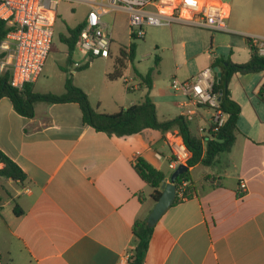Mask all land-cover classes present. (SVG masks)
<instances>
[{
  "label": "crops",
  "instance_id": "1",
  "mask_svg": "<svg viewBox=\"0 0 264 264\" xmlns=\"http://www.w3.org/2000/svg\"><path fill=\"white\" fill-rule=\"evenodd\" d=\"M224 3L230 7V21L231 3ZM238 15L244 20L250 16ZM227 26L245 42L222 47L210 31L182 24L145 30L165 31L172 43L183 38L181 45L191 57L184 64L201 61L187 81L222 57L221 50L233 63L248 62L245 38H264L236 20ZM127 70L120 78H109L120 86L104 100L92 104L88 96L97 112L115 114L149 95L160 122L181 115V94L162 90L155 79L148 90ZM234 77L246 93L243 98L230 83L232 99L241 106L235 143L213 164L190 168L193 196L171 206L153 226L143 264H264V111L245 116L249 102L264 98V72ZM212 115V109H200L195 135L206 137L198 128L207 130ZM168 131L108 135L83 123L77 103H37L34 117L26 118L9 98L0 99V151L26 175L22 183L0 177V264H130L137 245L134 224L147 220L155 205L153 190L135 165L141 158L170 180L174 170L169 167ZM16 203L20 215L15 214Z\"/></svg>",
  "mask_w": 264,
  "mask_h": 264
},
{
  "label": "built area",
  "instance_id": "2",
  "mask_svg": "<svg viewBox=\"0 0 264 264\" xmlns=\"http://www.w3.org/2000/svg\"><path fill=\"white\" fill-rule=\"evenodd\" d=\"M61 2L70 4L71 12L76 5L87 8L85 18L79 23L82 28L75 45V49L85 57L109 55L113 37L105 17L113 12L126 14L128 34L132 40L144 39L146 26L182 24L214 33L229 31L226 20L231 10L221 0H0V19L11 27L0 45V53L5 54L0 58V75L8 72L9 84L13 88L22 91L41 76L50 54ZM251 38L259 56L264 57V38ZM217 74V69L209 66L194 79L171 80L172 90L184 97L180 116L193 122L200 109L213 110L208 129L198 128V132L206 136L222 128L228 118L219 107V95L213 93ZM124 82L130 85L131 81L125 78ZM261 93L264 96V88ZM165 140L172 156L169 167L175 170L179 165L187 166L192 152L180 131H168ZM186 186L183 183L176 192L180 201L193 196V192L185 193ZM240 189L246 191L245 183L240 184Z\"/></svg>",
  "mask_w": 264,
  "mask_h": 264
},
{
  "label": "trees",
  "instance_id": "3",
  "mask_svg": "<svg viewBox=\"0 0 264 264\" xmlns=\"http://www.w3.org/2000/svg\"><path fill=\"white\" fill-rule=\"evenodd\" d=\"M82 25L74 28H67L68 35H60L62 43L66 44L69 50H74L79 32ZM11 30L7 22L0 19V45L6 35ZM251 51L250 59L244 64L233 63L230 58L220 57L213 63V68L221 74V81L216 82L213 87V93L218 94L220 109L227 114L228 118L225 125L216 132H211L210 136L200 137L193 133L192 122L187 121L182 116L160 122L157 118L156 107L149 95H146L142 102L134 104L127 109H121L115 114L99 113L92 108L88 95L78 86H75L68 79L65 84L66 92L61 95L53 93H41L35 91L34 83L27 84L22 91L13 88L9 84V73L5 72L0 75V99L7 97L13 104L15 111L26 118H33L35 115V105L37 103L62 104L77 103L82 112L83 123L90 126L97 132H103L108 135L127 136L139 134L144 130L167 132L177 128L182 134L188 148L192 152V158L188 162V170L180 175L175 184L179 191L180 186L186 183V194H191L192 177L190 168L198 164L205 166L214 163L217 155L227 153L233 147L238 130V121L241 114V106L232 99L230 83L237 74L248 75L264 72V57L259 56L258 50L251 37L245 38ZM137 45L131 42L129 46L120 50V57L116 60L115 70L109 75L110 79L120 78L121 71L124 68V62H134L136 57ZM5 54L0 53V58ZM159 60H156V66ZM87 63L84 67H87ZM154 69L151 68L146 75H139L141 85L148 90L152 89L154 79ZM264 85L262 86V89ZM261 89V91H262ZM262 101L264 98L261 96ZM0 177L12 179L17 183H22L26 179L25 173L0 151ZM135 171L139 177L153 190L152 197L158 200L161 196L160 186L165 180V174L152 167L145 160L139 158L135 165ZM181 202L176 198V203ZM15 214H22L20 206L16 203L14 208ZM137 238V245L133 255L129 258L130 264H143L149 241L153 232V227H149L146 220L137 221L133 228Z\"/></svg>",
  "mask_w": 264,
  "mask_h": 264
},
{
  "label": "rangeland",
  "instance_id": "4",
  "mask_svg": "<svg viewBox=\"0 0 264 264\" xmlns=\"http://www.w3.org/2000/svg\"><path fill=\"white\" fill-rule=\"evenodd\" d=\"M231 3L232 17L231 20L240 23L242 29L251 28L256 33L264 35V0H221ZM71 5L67 2H61L58 10V20L55 26V35L53 38L50 54L45 62L41 76L36 84L35 90L41 93H53L61 95L65 93V84L69 79L75 86L83 89L90 97L92 104L98 99L104 100L110 90L118 88L119 83H114L108 77L115 70L116 60L120 57V50L129 46L131 42L136 43V57L133 63L124 62V68L127 67V73L130 75H146L153 68L157 87L164 91L173 93L169 87V82L174 75L175 69L179 68L177 78L181 81L189 79L195 68L200 67L201 61H190L191 57L187 54L185 48L179 42L172 43L169 35L164 31L160 32L157 28L151 27L146 29V36L142 40H132L128 34L127 16L120 12H113L105 17L109 24V31L113 37V44L108 56L85 57L77 49L69 50L67 45L62 43L60 35H68L67 28L76 27L86 16L87 8L83 5H76L74 11H70ZM246 12L249 14L247 19H239V13ZM230 20V21H231ZM226 20V24L230 22ZM216 36L215 41L222 47L229 42H245L243 39L231 35L230 32L210 33ZM260 38V37H259ZM221 50V56L224 55ZM228 55V54H226ZM228 58V57H227ZM159 60L156 66V60ZM87 63L88 66L84 67ZM139 74V75H137ZM231 82L243 98H246L241 83L237 78H232ZM248 88V92H251ZM91 104V103H90ZM92 108L93 105H91ZM255 108V110H254ZM260 109L264 111V102L256 97L249 102L245 109V116L248 118L254 115L256 111L259 114ZM264 119V114H263ZM192 129L196 132L194 121ZM149 189V187H147Z\"/></svg>",
  "mask_w": 264,
  "mask_h": 264
},
{
  "label": "water",
  "instance_id": "5",
  "mask_svg": "<svg viewBox=\"0 0 264 264\" xmlns=\"http://www.w3.org/2000/svg\"><path fill=\"white\" fill-rule=\"evenodd\" d=\"M218 82L221 81V74H217ZM1 158V157H0ZM188 170V166L179 165L171 174L170 180H164L160 186L161 196L158 200H155V205L153 210L149 214L146 223L149 227H153L157 221L162 217V215L175 204L176 202V180L184 172Z\"/></svg>",
  "mask_w": 264,
  "mask_h": 264
}]
</instances>
